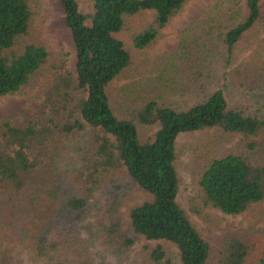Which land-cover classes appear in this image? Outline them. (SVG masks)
<instances>
[{"label": "trees", "instance_id": "16d2710c", "mask_svg": "<svg viewBox=\"0 0 264 264\" xmlns=\"http://www.w3.org/2000/svg\"><path fill=\"white\" fill-rule=\"evenodd\" d=\"M186 1L91 0V11L84 12L77 0H60L75 47L73 75L53 58L46 42L31 35L36 0H0V96L22 91L40 69L47 74L37 120L17 125L0 117V264H13L19 255L27 264H95L79 229L92 213L98 242L118 258L127 257L142 237L137 264H174L162 241L175 245L179 264H207L210 243L178 201L177 139L190 131L214 129L240 140L235 150L211 154L203 162L190 196L194 213L205 217L214 208L238 215L264 201V107L230 105L217 88L186 107L149 97L124 118L112 108L109 86L131 62L119 35L128 18L153 11L130 35L132 46L143 49ZM261 1L246 0L243 19L224 28L228 56L264 16ZM250 49L263 53L264 38L253 37ZM248 68L242 73L243 93L262 87L261 75H250ZM69 107L79 119L60 131L91 127L81 147V165L63 176L45 171L42 178H31L27 172L45 167L48 150L58 147L57 119ZM137 124L156 129L141 139ZM134 188L149 198L123 210ZM97 190L104 204L93 199ZM255 223L222 237L217 264H264V251L247 262Z\"/></svg>", "mask_w": 264, "mask_h": 264}, {"label": "rangeland", "instance_id": "374dc122", "mask_svg": "<svg viewBox=\"0 0 264 264\" xmlns=\"http://www.w3.org/2000/svg\"><path fill=\"white\" fill-rule=\"evenodd\" d=\"M77 1L82 11H91V0ZM36 3L38 12L31 35L46 42L53 58L64 62L75 75V47L64 20L60 0H36ZM245 3L246 0H187L181 10L160 29L153 42L143 49L132 46L130 35L135 28L152 17L153 11H142L129 17L119 35L130 49L131 62L109 86V98L116 115L121 118L128 116L131 108L139 106L149 97L176 107H186L217 88L224 91L230 105L264 107V52L256 55L250 49L253 37L264 38V16L246 32L245 38L236 45L233 55L228 56L223 43L224 28L231 22L243 19L246 13ZM261 4L264 10V0ZM247 68L250 75H261L262 87H259L260 83L257 87L260 90L241 92V88H246L242 73ZM238 70H241L239 75ZM46 76V70L40 69L31 76L29 85L22 91L0 96V117H7L17 125L37 120L38 98ZM72 93L77 94L74 90ZM69 109L71 108L62 110L57 119L59 148L53 152L48 150L51 152L45 167L27 172L31 178L40 179L45 171L52 176H63L81 165V147L86 145L91 127L84 124L81 129L60 131L64 124L79 119L77 113L71 114ZM137 126L141 139H145L156 129V126ZM239 142L236 135L214 129L186 132L177 139L178 201L210 243L211 253L207 264H217L220 241L227 232L248 229L252 222H256V232L251 234L254 245L247 262H254L264 251V220H260L264 201L254 205L253 210L238 215L212 208L205 217H201L190 208V196L196 190V178L205 159L227 149L235 150ZM93 197L98 204H104L100 190ZM147 198V192L134 188L122 209ZM94 218L92 213L80 224L79 229L94 253L95 264H137L144 239L137 237L128 256L118 258L98 242ZM162 243L174 264H179L175 245L169 241ZM23 256L15 257L13 264H27L26 258L21 261Z\"/></svg>", "mask_w": 264, "mask_h": 264}]
</instances>
